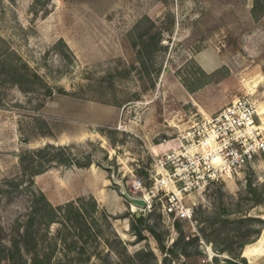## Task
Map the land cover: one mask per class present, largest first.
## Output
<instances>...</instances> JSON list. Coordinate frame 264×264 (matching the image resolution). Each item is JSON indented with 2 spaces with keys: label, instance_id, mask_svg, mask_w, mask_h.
<instances>
[{
  "label": "rangeland",
  "instance_id": "1",
  "mask_svg": "<svg viewBox=\"0 0 264 264\" xmlns=\"http://www.w3.org/2000/svg\"><path fill=\"white\" fill-rule=\"evenodd\" d=\"M238 96L264 127V0H0V250L31 209L46 264L252 261L264 153L190 193V219L133 208L112 178L149 183L179 132Z\"/></svg>",
  "mask_w": 264,
  "mask_h": 264
},
{
  "label": "built area",
  "instance_id": "2",
  "mask_svg": "<svg viewBox=\"0 0 264 264\" xmlns=\"http://www.w3.org/2000/svg\"><path fill=\"white\" fill-rule=\"evenodd\" d=\"M258 109L248 96H238L215 111L200 115L177 135V141L154 159L149 183L139 176L129 182V192L161 204V211L190 219L193 191L239 173L264 153V127Z\"/></svg>",
  "mask_w": 264,
  "mask_h": 264
},
{
  "label": "trees",
  "instance_id": "3",
  "mask_svg": "<svg viewBox=\"0 0 264 264\" xmlns=\"http://www.w3.org/2000/svg\"><path fill=\"white\" fill-rule=\"evenodd\" d=\"M52 146V145H51ZM43 148L31 149V153L36 151H42ZM22 160L24 157L22 156ZM22 167L24 171H27L25 164L22 161ZM32 174L37 173L39 168L31 167ZM80 215V213H77ZM136 220L141 221L142 215L137 216L134 214ZM14 235L9 239L10 243L3 245L0 250L2 256L5 258L8 264H46L49 257V252L43 249L41 256L36 250V239L34 236L33 229V215L32 210L28 212L26 218L17 224ZM21 226V227H20ZM136 234L141 236L140 228L136 229ZM42 239H45V234L43 233ZM224 264H248L244 256L240 258L229 257L225 260Z\"/></svg>",
  "mask_w": 264,
  "mask_h": 264
},
{
  "label": "water",
  "instance_id": "4",
  "mask_svg": "<svg viewBox=\"0 0 264 264\" xmlns=\"http://www.w3.org/2000/svg\"><path fill=\"white\" fill-rule=\"evenodd\" d=\"M112 178L114 180L115 183L119 184L120 185V192L124 195V197L132 204H134L135 206H138V207H143L145 206L146 204V201L144 198L142 197H139V196H136L132 193H130L126 186L123 184L122 181L120 180H116L114 178V175L112 174ZM136 215H140V211H137L136 212Z\"/></svg>",
  "mask_w": 264,
  "mask_h": 264
},
{
  "label": "crops",
  "instance_id": "5",
  "mask_svg": "<svg viewBox=\"0 0 264 264\" xmlns=\"http://www.w3.org/2000/svg\"><path fill=\"white\" fill-rule=\"evenodd\" d=\"M243 256H245L247 258L249 264H264V250L261 253H257L255 255H253L254 258L252 261L249 259L248 256H246V255H243Z\"/></svg>",
  "mask_w": 264,
  "mask_h": 264
},
{
  "label": "bare ground",
  "instance_id": "6",
  "mask_svg": "<svg viewBox=\"0 0 264 264\" xmlns=\"http://www.w3.org/2000/svg\"><path fill=\"white\" fill-rule=\"evenodd\" d=\"M131 205H132L133 208H135V205L134 204L131 203Z\"/></svg>",
  "mask_w": 264,
  "mask_h": 264
}]
</instances>
